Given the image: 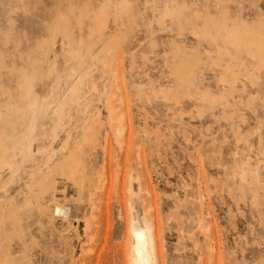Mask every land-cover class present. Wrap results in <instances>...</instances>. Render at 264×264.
I'll return each mask as SVG.
<instances>
[{"label": "rangeland", "instance_id": "rangeland-1", "mask_svg": "<svg viewBox=\"0 0 264 264\" xmlns=\"http://www.w3.org/2000/svg\"><path fill=\"white\" fill-rule=\"evenodd\" d=\"M135 227L264 264V0H0V264H132Z\"/></svg>", "mask_w": 264, "mask_h": 264}, {"label": "bare ground", "instance_id": "bare-ground-1", "mask_svg": "<svg viewBox=\"0 0 264 264\" xmlns=\"http://www.w3.org/2000/svg\"><path fill=\"white\" fill-rule=\"evenodd\" d=\"M132 232L135 239V243L133 242L132 264H152L153 254L150 248L146 229L135 227Z\"/></svg>", "mask_w": 264, "mask_h": 264}]
</instances>
